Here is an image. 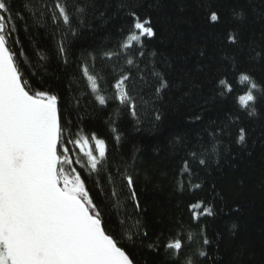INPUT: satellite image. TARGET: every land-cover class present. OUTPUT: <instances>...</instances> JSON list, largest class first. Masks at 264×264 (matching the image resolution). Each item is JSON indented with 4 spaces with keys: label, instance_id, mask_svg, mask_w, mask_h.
<instances>
[{
    "label": "snow or ice",
    "instance_id": "6c2138e0",
    "mask_svg": "<svg viewBox=\"0 0 264 264\" xmlns=\"http://www.w3.org/2000/svg\"><path fill=\"white\" fill-rule=\"evenodd\" d=\"M170 126L165 224L133 137ZM257 147L264 0H0V264H253L218 185Z\"/></svg>",
    "mask_w": 264,
    "mask_h": 264
},
{
    "label": "trees",
    "instance_id": "16d2710c",
    "mask_svg": "<svg viewBox=\"0 0 264 264\" xmlns=\"http://www.w3.org/2000/svg\"><path fill=\"white\" fill-rule=\"evenodd\" d=\"M104 35V32H85L76 42V49L92 45ZM212 115L215 117L218 113ZM122 123L127 127V121ZM94 127L102 135H107L102 122L96 121ZM171 130L172 126L162 131L147 130L133 137V143H137L141 149V166L150 171L158 182L146 192L150 216L164 217L165 224L169 215L179 217L184 208L181 198L174 191L180 160L168 148ZM127 147L130 148L131 144ZM240 165L234 175L220 178L218 190L223 189L229 205L240 206L241 237L252 250L250 256L253 264H264V151L257 147L252 157L241 160ZM241 178L245 181L243 190L237 185Z\"/></svg>",
    "mask_w": 264,
    "mask_h": 264
}]
</instances>
